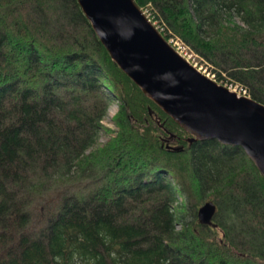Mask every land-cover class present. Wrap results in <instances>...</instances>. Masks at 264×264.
I'll list each match as a JSON object with an SVG mask.
<instances>
[{"label":"trees","instance_id":"16d2710c","mask_svg":"<svg viewBox=\"0 0 264 264\" xmlns=\"http://www.w3.org/2000/svg\"><path fill=\"white\" fill-rule=\"evenodd\" d=\"M133 1L264 104V0ZM187 137L76 0H0V264H264V179L240 147Z\"/></svg>","mask_w":264,"mask_h":264},{"label":"water","instance_id":"95a60500","mask_svg":"<svg viewBox=\"0 0 264 264\" xmlns=\"http://www.w3.org/2000/svg\"><path fill=\"white\" fill-rule=\"evenodd\" d=\"M110 59L193 141L238 146L264 179V104L216 83L182 58L133 0H76ZM173 146L172 150H181ZM215 204L195 216L211 225Z\"/></svg>","mask_w":264,"mask_h":264},{"label":"rangeland","instance_id":"374dc122","mask_svg":"<svg viewBox=\"0 0 264 264\" xmlns=\"http://www.w3.org/2000/svg\"><path fill=\"white\" fill-rule=\"evenodd\" d=\"M141 11L145 15V17L150 21V23L151 24L153 23V26L158 30V28H159L158 21L157 20H154L153 18H151V13L149 12V10L147 8H144ZM164 39L175 50L174 45H172V43H169L168 37L166 36ZM179 44H180V48H181V53H178L176 50L175 51L182 58H184L189 64H191L196 70H198L200 73H202L206 77L214 80L216 83L221 84V85L227 87L229 90L238 91L239 87L240 88H244L239 83H236L234 81L233 82H229L228 79L226 77H224V76H226L224 73H222V78L221 79L215 80V78H216L215 77V74H216V70L215 69H217V68L214 67L211 63H209L204 58L200 57L194 51L188 49L185 44H183V43H179ZM115 109H116V102L113 100L107 106L106 113H105V115L103 116V118L101 120V123L104 126H107V127L111 128V129H114V126L111 123L110 118H111L112 114L114 113ZM107 137H108V135L100 132L99 135H98V138H97V142L96 143L97 144L103 143L107 139Z\"/></svg>","mask_w":264,"mask_h":264},{"label":"built area","instance_id":"2783aa9c","mask_svg":"<svg viewBox=\"0 0 264 264\" xmlns=\"http://www.w3.org/2000/svg\"><path fill=\"white\" fill-rule=\"evenodd\" d=\"M153 24V23H152ZM159 26V24H158ZM158 31H164L163 30V27L162 26H159L158 28ZM168 37V41L169 43H172V45H174L175 47V50L178 52V53H181V48H180V44L179 43H183L185 44L178 36H175V35H172L168 30H167V35ZM186 45V44H185ZM187 46V45H186ZM188 49H190L188 46H187ZM191 50V49H190ZM237 94L239 95H246L245 94V89L244 88H240L238 89V91H235Z\"/></svg>","mask_w":264,"mask_h":264},{"label":"bare ground","instance_id":"6f19581e","mask_svg":"<svg viewBox=\"0 0 264 264\" xmlns=\"http://www.w3.org/2000/svg\"><path fill=\"white\" fill-rule=\"evenodd\" d=\"M143 13V12H142Z\"/></svg>","mask_w":264,"mask_h":264}]
</instances>
